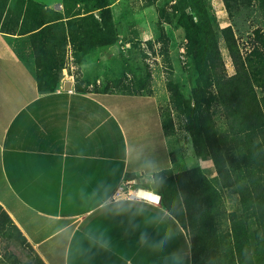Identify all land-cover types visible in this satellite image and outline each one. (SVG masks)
Returning a JSON list of instances; mask_svg holds the SVG:
<instances>
[{"label": "crops", "instance_id": "0c3cea01", "mask_svg": "<svg viewBox=\"0 0 264 264\" xmlns=\"http://www.w3.org/2000/svg\"><path fill=\"white\" fill-rule=\"evenodd\" d=\"M6 37L0 32V207L40 262L192 264L187 231L161 201L118 192L129 182L160 195L152 175L179 173L155 96L80 92L64 68L54 91L40 93ZM66 51L73 65L84 62ZM195 158L193 168L213 178L210 160Z\"/></svg>", "mask_w": 264, "mask_h": 264}, {"label": "trees", "instance_id": "16d2710c", "mask_svg": "<svg viewBox=\"0 0 264 264\" xmlns=\"http://www.w3.org/2000/svg\"><path fill=\"white\" fill-rule=\"evenodd\" d=\"M76 1L61 0L62 13L33 0H10L6 10L0 9V32L25 38L30 46L28 54L16 55L40 93H52L59 83L67 48L75 60L81 51L107 47L117 39L107 0H82V13L69 9ZM257 1L264 18V0ZM222 2L230 15L234 1ZM173 5L184 34L185 56L196 72L189 99L177 111L184 116L194 156L210 160L215 176L207 179L197 167L176 174L155 173L160 201L187 231L192 264H264V98L256 95L260 80L241 61L229 26L218 32L233 75L227 78L219 72L214 18L205 0H174ZM8 18L14 27L4 31L1 26ZM140 81L136 78V88L119 94L150 95L136 93L143 89ZM169 91L181 98L176 90ZM214 102L220 108L222 127L209 112ZM160 124L167 136L169 120ZM222 189L237 197L238 206L219 215ZM221 217L225 234L215 228ZM0 234L27 245L1 207Z\"/></svg>", "mask_w": 264, "mask_h": 264}, {"label": "rangeland", "instance_id": "374dc122", "mask_svg": "<svg viewBox=\"0 0 264 264\" xmlns=\"http://www.w3.org/2000/svg\"><path fill=\"white\" fill-rule=\"evenodd\" d=\"M107 1L117 33L115 43L81 51L78 58H85L81 65H73L74 62L66 51L67 59L63 68L68 69V78L74 80L77 91L85 93L103 90L108 93L127 92L130 88H136V78L142 80L140 82L143 89L137 90L136 93L154 95L161 122L169 120L167 136L171 138V155L177 162L176 169L183 172L187 168H193L196 158L189 134L184 129V116L178 113L177 109L179 104L189 99L196 72L192 61L185 56L186 43L183 31L176 23L174 0ZM205 1L214 18L213 30L216 33V47L221 63L219 72L221 70L227 78L233 75L229 53L221 33L218 32L229 26L241 61L247 69L250 67L251 74L256 76L255 79L260 80L261 87L256 88V95L259 99L264 98V18L258 1L233 0L230 15L222 0ZM76 2L69 4V9L71 12L82 13L84 1ZM37 3L54 12H63L61 0H37ZM9 4L10 0H0V9L5 10ZM7 20H4L1 26L4 31L14 27L12 22ZM11 36L6 37L5 41L15 53L23 56L30 52L25 38L12 39ZM61 74L64 78L65 72L60 71V79ZM169 90H176L181 98L173 97L174 93ZM219 110L218 104L214 102L209 112L217 126L222 127L224 121ZM156 145L157 143L154 144ZM219 194V215L237 208L236 196L223 189L219 190ZM215 224V228L225 234L226 224L222 222V217L219 223ZM0 264L40 263L25 243L21 244L14 238L7 239L0 234Z\"/></svg>", "mask_w": 264, "mask_h": 264}, {"label": "built area", "instance_id": "2783aa9c", "mask_svg": "<svg viewBox=\"0 0 264 264\" xmlns=\"http://www.w3.org/2000/svg\"><path fill=\"white\" fill-rule=\"evenodd\" d=\"M133 186V184L129 183V182H126L123 186H121L119 189H118V192H120L119 194H124V197L126 199H129V200H143V201H147L149 203H153V204H156L158 202H160V195L156 192H153L152 190H145V189H142V188H133L131 189L130 187ZM131 189V190H129ZM141 190H144V191H147V192H152L154 197L156 198L155 200H152V201H148V200H144L142 199L138 193L141 191Z\"/></svg>", "mask_w": 264, "mask_h": 264}, {"label": "bare ground", "instance_id": "6f19581e", "mask_svg": "<svg viewBox=\"0 0 264 264\" xmlns=\"http://www.w3.org/2000/svg\"><path fill=\"white\" fill-rule=\"evenodd\" d=\"M138 195L144 199V200H148V201H152V200H155L156 198L154 197L153 193L152 192H147V191H144V190H141Z\"/></svg>", "mask_w": 264, "mask_h": 264}, {"label": "water", "instance_id": "95a60500", "mask_svg": "<svg viewBox=\"0 0 264 264\" xmlns=\"http://www.w3.org/2000/svg\"><path fill=\"white\" fill-rule=\"evenodd\" d=\"M62 89H63V91H69L70 90L69 82H67V81L63 82Z\"/></svg>", "mask_w": 264, "mask_h": 264}]
</instances>
